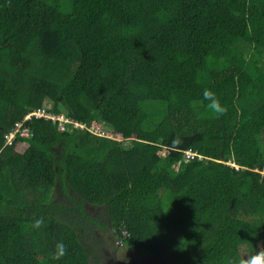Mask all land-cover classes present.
I'll list each match as a JSON object with an SVG mask.
<instances>
[{
	"label": "trees",
	"instance_id": "trees-1",
	"mask_svg": "<svg viewBox=\"0 0 264 264\" xmlns=\"http://www.w3.org/2000/svg\"><path fill=\"white\" fill-rule=\"evenodd\" d=\"M98 229L159 264L264 246V0H0V264L99 263Z\"/></svg>",
	"mask_w": 264,
	"mask_h": 264
},
{
	"label": "rangeland",
	"instance_id": "rangeland-1",
	"mask_svg": "<svg viewBox=\"0 0 264 264\" xmlns=\"http://www.w3.org/2000/svg\"><path fill=\"white\" fill-rule=\"evenodd\" d=\"M55 37L51 36L46 39L45 45L48 48H51L52 45L55 43ZM52 101L48 97L44 100L45 107H52ZM97 133L104 134V131L101 130L99 127H95ZM108 135L121 139V135L116 132H107ZM98 212L92 215L97 218ZM97 215V216H96ZM96 234L98 235L101 243V246L104 247L105 251L103 252V258L99 263L95 264H159L152 259L145 257L141 254H134L133 251L129 252L126 247L122 246L120 241H114L113 235L111 232L107 231L104 232L100 229L96 230Z\"/></svg>",
	"mask_w": 264,
	"mask_h": 264
},
{
	"label": "clouds",
	"instance_id": "clouds-1",
	"mask_svg": "<svg viewBox=\"0 0 264 264\" xmlns=\"http://www.w3.org/2000/svg\"><path fill=\"white\" fill-rule=\"evenodd\" d=\"M208 110L215 113L217 117L226 114L227 108L223 106L217 97V95L209 90L204 89L202 92V100L199 102L201 104H205ZM44 218H38L34 220L31 224L32 229H40L44 225ZM67 247L61 241L55 245L54 253L52 254V259L60 260L67 254ZM230 264H264V246H261L259 250H257L254 254L248 255L246 257L240 258L237 261H230Z\"/></svg>",
	"mask_w": 264,
	"mask_h": 264
},
{
	"label": "built area",
	"instance_id": "built-area-1",
	"mask_svg": "<svg viewBox=\"0 0 264 264\" xmlns=\"http://www.w3.org/2000/svg\"><path fill=\"white\" fill-rule=\"evenodd\" d=\"M31 116L46 117V118L53 119L54 121H59L61 128H65V123L71 122V120L68 119L67 117H65L64 115L51 113L48 110H46L45 108H41V109L34 110L32 113H29L25 117V119H28ZM75 124L78 125V123H75ZM16 127L17 128L15 129V131H12L11 134H10V136H9L10 143H11L12 139L15 137L16 133L21 130V128H22V122H20V124H17ZM25 134L27 135V132ZM193 154L194 153H192V152H188V156H193Z\"/></svg>",
	"mask_w": 264,
	"mask_h": 264
}]
</instances>
